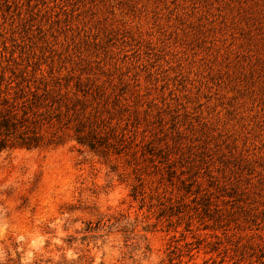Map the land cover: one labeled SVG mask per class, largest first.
<instances>
[{"label": "rangeland", "instance_id": "1", "mask_svg": "<svg viewBox=\"0 0 264 264\" xmlns=\"http://www.w3.org/2000/svg\"><path fill=\"white\" fill-rule=\"evenodd\" d=\"M44 90L112 147L0 150V264H264V0H0Z\"/></svg>", "mask_w": 264, "mask_h": 264}, {"label": "trees", "instance_id": "2", "mask_svg": "<svg viewBox=\"0 0 264 264\" xmlns=\"http://www.w3.org/2000/svg\"><path fill=\"white\" fill-rule=\"evenodd\" d=\"M44 91L41 95L34 93L31 98L19 101L6 95L0 96V150L10 147L41 148L70 136L80 146L109 154L112 144L99 134L92 121L63 101L62 95ZM39 105L46 111L37 112ZM69 131L71 133L68 134Z\"/></svg>", "mask_w": 264, "mask_h": 264}]
</instances>
